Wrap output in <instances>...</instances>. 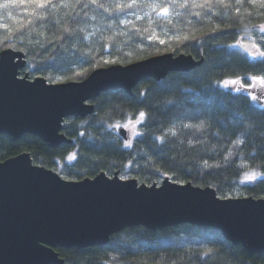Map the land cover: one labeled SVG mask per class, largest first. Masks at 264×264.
I'll list each match as a JSON object with an SVG mask.
<instances>
[{
    "label": "trees",
    "instance_id": "16d2710c",
    "mask_svg": "<svg viewBox=\"0 0 264 264\" xmlns=\"http://www.w3.org/2000/svg\"><path fill=\"white\" fill-rule=\"evenodd\" d=\"M6 2L0 0V52L23 51L21 75L32 79L81 81L96 68L165 52L204 61L190 72L143 80L133 95L102 92L93 114L65 119L71 144L51 147L35 135L12 141L0 134V162L28 152L35 164L68 180L118 172L148 185L170 177L210 186L224 198H264L263 97L253 101L252 87L246 95L235 91L239 85L223 84L264 77V57L246 51L264 52L261 0H135L123 8L117 6L133 0H51L46 8L19 0L2 7ZM140 112L145 117L138 122ZM125 124L128 139L120 134ZM253 173L255 180L245 179ZM57 251L65 264H264V253L249 254L219 230L190 223L126 228L106 246Z\"/></svg>",
    "mask_w": 264,
    "mask_h": 264
},
{
    "label": "water",
    "instance_id": "95a60500",
    "mask_svg": "<svg viewBox=\"0 0 264 264\" xmlns=\"http://www.w3.org/2000/svg\"><path fill=\"white\" fill-rule=\"evenodd\" d=\"M203 61L192 54L165 52L96 68L81 81L49 82L44 76H22L25 53L4 49L0 134L12 141L35 135L51 147L71 144L73 139L63 132L65 119L93 114V100L102 92L125 90L133 95L143 80L190 72ZM120 134L128 139L125 127ZM184 223L215 228L249 254L264 253V198H224L210 186L170 177L148 185L118 172L68 180L35 164L28 152L0 162V264H65L58 248L106 246L126 228L155 231Z\"/></svg>",
    "mask_w": 264,
    "mask_h": 264
},
{
    "label": "snow or ice",
    "instance_id": "6c2138e0",
    "mask_svg": "<svg viewBox=\"0 0 264 264\" xmlns=\"http://www.w3.org/2000/svg\"><path fill=\"white\" fill-rule=\"evenodd\" d=\"M25 2L35 5L37 8H46V7H49V6H54V5H52L51 0H19V3H25ZM92 2L96 3L97 0H92ZM134 2H135V0H133V4L118 5L117 7H119V8L132 7V6H134ZM237 2H239V0H237ZM14 3H17V0H8V2H6V3H4L2 5V7L9 8ZM261 3L264 4V0H261ZM98 6L103 7V5H98ZM197 6H201V5H197ZM162 12L167 13L168 9L167 8H163ZM124 23H128V22L124 21ZM160 43H164V41L161 40ZM238 46H239V44L233 45V47H238ZM254 47L258 48L259 46L258 45H254ZM246 51L248 52L249 55H252V56L259 55L260 57H264V52L256 53V52H253L251 49H247ZM7 56H8V53L5 52L4 53V58H7ZM2 66L3 65L0 64V68H2ZM251 80L256 82V83H258L261 86V94H260V97H258L255 94H250V98L253 101H259V99L261 97H264V77L253 76V77H251ZM223 84H224L225 87H228L230 85H233V86L239 85L238 87L235 88V91L236 92H243L246 95L249 94L248 91H247L248 88L255 87V83L251 84V85H243V84H240L239 80H235V79L234 80H224ZM144 117H145V113L144 112H140L139 113L138 122L143 121ZM128 123L131 124L132 122L129 121ZM202 126L203 125H195V126L194 125H186V127H202ZM117 127H118V125H117ZM124 127L127 128L128 124H125ZM169 131L171 132L172 135H176L175 131H173L172 129H170ZM236 143L242 144V143H244V141L243 140H238V141H236ZM261 175H264V173H262ZM245 179H247V180H255L256 179V174L255 173H253L251 175H247L246 174Z\"/></svg>",
    "mask_w": 264,
    "mask_h": 264
},
{
    "label": "rangeland",
    "instance_id": "374dc122",
    "mask_svg": "<svg viewBox=\"0 0 264 264\" xmlns=\"http://www.w3.org/2000/svg\"><path fill=\"white\" fill-rule=\"evenodd\" d=\"M56 82H60V81H56ZM254 83H255V87H252L253 88V92L255 94H257V93L261 94V86L258 83L254 82V81H251V84H254ZM263 100H264V97H263ZM261 105H264V102H262ZM122 126L124 127V125H122Z\"/></svg>",
    "mask_w": 264,
    "mask_h": 264
}]
</instances>
